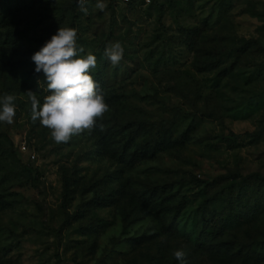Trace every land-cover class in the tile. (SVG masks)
<instances>
[{"label": "rangeland", "instance_id": "rangeland-1", "mask_svg": "<svg viewBox=\"0 0 264 264\" xmlns=\"http://www.w3.org/2000/svg\"><path fill=\"white\" fill-rule=\"evenodd\" d=\"M101 2L85 14L78 0H0V99L13 95L16 109L0 122V264H181L177 250L186 264H264V213L220 238L234 255L196 241L200 205L225 191L224 177L264 174V0ZM60 27L96 56L89 74L108 105L66 143L31 120L26 94L41 105L50 94L31 57ZM116 42L113 66L104 51ZM139 121H171L180 144L136 165L113 157L103 136L120 140ZM97 195L109 206L92 208Z\"/></svg>", "mask_w": 264, "mask_h": 264}, {"label": "clouds", "instance_id": "clouds-1", "mask_svg": "<svg viewBox=\"0 0 264 264\" xmlns=\"http://www.w3.org/2000/svg\"><path fill=\"white\" fill-rule=\"evenodd\" d=\"M87 2L78 0L80 10L85 14L88 11L85 7ZM96 7L103 10L105 4L97 0ZM83 52V47L77 45L76 30L60 27L31 57L35 72L43 73L50 92L42 105L35 92L26 93L31 104V120L39 121L49 129L56 143H66L85 130L91 131L96 120L108 111L103 94L89 74L96 67V56H82ZM123 53V46L116 42L106 47L104 56L116 66L122 60ZM14 100L15 97L8 94L0 99V122L13 123L16 114ZM174 256L181 264H186L183 251H175Z\"/></svg>", "mask_w": 264, "mask_h": 264}, {"label": "trees", "instance_id": "trees-1", "mask_svg": "<svg viewBox=\"0 0 264 264\" xmlns=\"http://www.w3.org/2000/svg\"><path fill=\"white\" fill-rule=\"evenodd\" d=\"M212 62H202L196 64V68L203 72L209 70ZM255 108L248 105L244 113H254ZM173 123L171 121H161L150 123L139 121L134 123L133 131L128 135L117 140L118 132L103 136L104 146L118 160L128 164H138L145 160L155 157L167 149L174 148L180 144L178 139H174L171 132ZM144 132L140 139L138 134ZM228 185L223 188L224 192L217 191L206 198L200 205L201 222L200 231L196 237L200 248L222 251L227 254H235V247L231 241L220 240L229 230L241 228L250 219L256 218L264 213V174L254 173L242 176L239 173H231L223 178ZM194 185L198 183L212 186L215 183L193 179ZM222 189V190H223ZM70 179L64 176V192L62 207L67 210L71 201ZM152 197L149 198L151 200ZM219 201L224 202L222 213L216 218L206 220L205 215L210 206H215ZM94 203L92 208L108 207V201L97 195L91 201ZM248 202L250 204L248 205ZM186 203L183 197L179 203V208ZM220 240L216 243V240ZM247 264V263H245Z\"/></svg>", "mask_w": 264, "mask_h": 264}, {"label": "built area", "instance_id": "built-area-1", "mask_svg": "<svg viewBox=\"0 0 264 264\" xmlns=\"http://www.w3.org/2000/svg\"><path fill=\"white\" fill-rule=\"evenodd\" d=\"M119 1H121V3H124V4H130V3H132L135 0H119ZM142 1H144L145 4H150L152 0H142ZM22 148L25 150L26 149V145H23Z\"/></svg>", "mask_w": 264, "mask_h": 264}]
</instances>
